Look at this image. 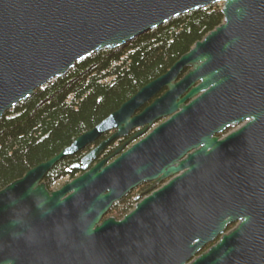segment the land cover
Wrapping results in <instances>:
<instances>
[{"label":"water","instance_id":"95a60500","mask_svg":"<svg viewBox=\"0 0 264 264\" xmlns=\"http://www.w3.org/2000/svg\"><path fill=\"white\" fill-rule=\"evenodd\" d=\"M216 3L223 24L166 74L0 191V264H264V0H0V120L79 61ZM110 132L71 167L79 177L47 188L61 161ZM180 172L106 218L143 182Z\"/></svg>","mask_w":264,"mask_h":264},{"label":"trees","instance_id":"16d2710c","mask_svg":"<svg viewBox=\"0 0 264 264\" xmlns=\"http://www.w3.org/2000/svg\"><path fill=\"white\" fill-rule=\"evenodd\" d=\"M222 9L223 3H216L183 14L119 48L87 57L7 112L0 120V191L70 147L166 74L223 24ZM83 156L61 161L45 178L47 188L56 191L79 177L82 171L70 169ZM122 211L116 206L111 214L120 218Z\"/></svg>","mask_w":264,"mask_h":264},{"label":"flooded vegetation","instance_id":"af4514ba","mask_svg":"<svg viewBox=\"0 0 264 264\" xmlns=\"http://www.w3.org/2000/svg\"><path fill=\"white\" fill-rule=\"evenodd\" d=\"M186 73V72H185ZM184 75V74H183ZM182 75V76H183ZM166 119L160 120L159 122H157L153 127H151L147 133L142 137H147L150 134L153 133V131H155L158 126L163 123ZM157 125V126H156ZM242 128V125H238V126H231L226 128L224 131L215 134L213 136L214 139H217L218 141H222L225 140L226 138L230 137L231 135H233L234 133L238 132L240 129ZM143 128H139L136 129L134 131L131 132L130 136L128 138H123V139H118L114 142H112L109 147L103 152L102 157L103 158L107 153L109 152H114L116 149H118L122 144H124L127 140H129L131 137H133L134 135H136L138 132H140ZM115 132H110L108 134H106L105 136H103L95 145H93L92 147L88 148L85 152L79 154L78 156L81 155H86L88 152H90L93 148L97 147L98 145H100L102 142L108 140ZM142 138L137 139L133 142H131L129 144V146L127 148L132 147L133 145H135L138 141H140ZM120 142L122 143L118 148H115V146L117 145V143ZM115 148V149H114ZM113 149V150H112ZM195 152V150L190 151L187 155L184 156V158H182L180 160L179 163L175 164L174 167L178 168L180 166V163L183 162L184 160L187 159V157L191 154H193ZM83 156V157H84ZM82 157V158H83ZM100 158V159H101ZM81 161V159H80ZM80 161L78 163H80ZM99 162V160L97 161ZM96 162V163H97ZM183 172H180L176 175H173L170 178L165 179L164 181H162L161 183H157V181H159L163 175H160L156 180L151 181V182H143L142 184H140L136 189H134L133 191H131L128 195H126L121 201H119L118 203H116L114 205V207L112 208V210L109 212V214H111L115 207L118 206L121 210H123V215L120 218H116L115 216L112 215V218L116 219L117 221H121L123 220L127 215H129L131 212H133L136 209V206L144 199L150 197L154 192L160 190L161 188H163L166 184H168L172 179L177 178L179 176H181ZM106 218H110L107 217ZM235 228V225L229 226L227 228V231H231L232 229ZM215 243L209 245L206 249H204L202 252H206L210 247H212Z\"/></svg>","mask_w":264,"mask_h":264},{"label":"rangeland","instance_id":"374dc122","mask_svg":"<svg viewBox=\"0 0 264 264\" xmlns=\"http://www.w3.org/2000/svg\"><path fill=\"white\" fill-rule=\"evenodd\" d=\"M157 126V125H156ZM122 143L118 142L117 145L115 146V148H118ZM114 148V149H115ZM113 150V149H112ZM104 159L107 158V157H103ZM66 182V181H65ZM65 182H63L62 184H60L58 187V189H60L61 187H63L65 185ZM67 184V183H66ZM108 217H112V214H108Z\"/></svg>","mask_w":264,"mask_h":264}]
</instances>
